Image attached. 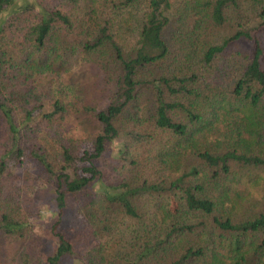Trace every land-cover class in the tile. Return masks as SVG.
<instances>
[{"label":"trees","instance_id":"trees-1","mask_svg":"<svg viewBox=\"0 0 264 264\" xmlns=\"http://www.w3.org/2000/svg\"><path fill=\"white\" fill-rule=\"evenodd\" d=\"M24 163L83 217L49 255ZM236 167L264 173V0H34L0 29V264H264V177L220 210Z\"/></svg>","mask_w":264,"mask_h":264},{"label":"rangeland","instance_id":"rangeland-1","mask_svg":"<svg viewBox=\"0 0 264 264\" xmlns=\"http://www.w3.org/2000/svg\"><path fill=\"white\" fill-rule=\"evenodd\" d=\"M53 1L57 4L60 0ZM33 2L34 0H14L13 5L0 12V29L6 20L20 7ZM103 103L106 104V100H104ZM121 148L122 145L117 141L111 143L106 150L105 159L116 162ZM15 172L21 176L22 179H26V183L33 187L32 199L34 210L29 217V223L34 232L42 239L44 253L49 255L55 251L57 244L55 237L51 233L52 226L59 222L58 230L61 232L80 230L83 226V217L79 214L76 202L70 195L65 197V208L62 213L57 210L55 185L53 183L33 181L31 179L33 178V166L31 164L24 163V166L21 169L16 168ZM206 173L212 174L209 169L206 170ZM234 173H236L234 176L236 178H234L232 182L230 180L229 183L228 180H225L229 187V191L223 196V199H225V208L220 209L223 213H228L233 206L236 207V210L231 213L233 216L234 214L236 215V213L239 214L236 204L238 208L240 206L251 208L254 205L259 207L261 205L263 199L262 188H255L250 183L264 177L263 169H260V171L251 169L244 171L236 167ZM61 264L83 263L80 257L75 254L63 257Z\"/></svg>","mask_w":264,"mask_h":264}]
</instances>
